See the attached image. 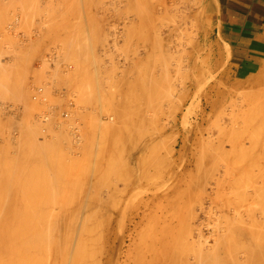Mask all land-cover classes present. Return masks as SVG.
Returning a JSON list of instances; mask_svg holds the SVG:
<instances>
[{
  "label": "rangeland",
  "instance_id": "rangeland-1",
  "mask_svg": "<svg viewBox=\"0 0 264 264\" xmlns=\"http://www.w3.org/2000/svg\"><path fill=\"white\" fill-rule=\"evenodd\" d=\"M204 3L0 0V235L21 244L0 264H264V81L242 82L264 60L230 66ZM151 138L155 176L114 196Z\"/></svg>",
  "mask_w": 264,
  "mask_h": 264
},
{
  "label": "crops",
  "instance_id": "crops-1",
  "mask_svg": "<svg viewBox=\"0 0 264 264\" xmlns=\"http://www.w3.org/2000/svg\"><path fill=\"white\" fill-rule=\"evenodd\" d=\"M204 11L230 51V66L254 68L264 60V0H205Z\"/></svg>",
  "mask_w": 264,
  "mask_h": 264
},
{
  "label": "bare ground",
  "instance_id": "bare-ground-1",
  "mask_svg": "<svg viewBox=\"0 0 264 264\" xmlns=\"http://www.w3.org/2000/svg\"><path fill=\"white\" fill-rule=\"evenodd\" d=\"M262 80V82L264 81V72H262V73H260V74H257V75H251L250 77H248L247 79H245V80H243L242 82H248V83H250V85H255V84H258V82H260ZM189 82H190V77H189V80H188ZM38 91H40V89H38ZM34 95V94H33ZM34 97V96H33ZM35 97H37L38 98V96H37V94L35 95ZM206 107H207V105H206ZM28 134V133H27ZM28 136V135H27ZM20 138V137H19ZM26 138V137H25ZM22 142H19V143H23L24 142V140H22V137H21V139H20ZM179 139H176L174 142H173V144H172V146H171V148H170V154L168 155V157H170V156H173V155H175V149H176V146L179 144ZM26 142V141H25ZM24 142V143H25ZM153 142V138H151V139H149V141H145V142H143L142 144H141V148H139V149H141V151H140V155L138 156V158H137V161L136 160H133V162L136 164V169H138V171H134V169H133V167L131 168H129L128 169V173L127 174H129L128 175V180H127V182L125 183V185H124V187L123 188H119V189H115V191H116V193H113V195L114 196H116V194L118 195H120V196H123L127 191H129L130 189H132L133 187H135L136 185H138L139 183H141V182H143L144 180H146L147 178H149V177H154L155 176V174H156V172H157V169H156V166H151V164L149 163V162H147L146 161V159H145V156H146V154H147V151H148V146L151 144ZM18 143V144H19ZM23 146V145H22ZM22 146L20 145V148L19 149H21V150H23L22 149ZM31 146V145H30ZM17 147H18V145H17ZM26 148H27V146H26ZM28 150L30 149V148H27ZM139 151V150H138ZM7 152L8 151H6V153H3V155L4 154H7ZM24 152H26V151H24ZM19 153V152H18ZM21 153V152H20ZM37 153V152H36ZM9 154V153H8ZM23 154V153H22ZM38 154V153H37ZM3 155H1V156H3ZM18 155V154H17ZM31 155H32V153H31ZM27 156V155H26ZM36 156H38V155H36ZM35 156V157H36ZM8 157H9V155H8ZM11 157V156H10ZM22 157H24V156H22ZM21 157V158H22ZM28 157V156H27ZM132 157V156H131ZM4 158H5V155H4ZM18 159L20 158V155L17 157ZM24 158H26V157H24ZM29 158V157H28ZM32 158H34V156L32 157ZM133 158V157H132ZM6 159V158H5ZM11 159V158H10ZM8 160V159H7ZM25 160L26 159H24L23 161L25 162ZM30 160V159H29ZM34 160V159H33ZM172 160V159H171ZM1 161V160H0ZM3 162H4V159L2 160ZM6 161V160H5ZM12 161H13V158H12ZM15 162H18V160L16 161V159L14 160ZM22 161V160H21ZM31 161V160H30ZM7 162V161H6ZM15 162H13L14 164L13 165H15V164H18V163H15ZM33 161H31L30 163H32ZM132 162V161H131ZM21 163V162H20ZM12 164V163H11ZM10 164V165H11ZM24 164V163H23ZM29 164V163H28ZM28 164H27V166H28ZM181 163H179V167L176 165V164H173V162H171L170 164H169V166L168 167H166V169L164 170V172H163V174H162V178H163V176H164V178H166V180H169L170 178H172L173 176H174V174L177 172V171H179V170H186L187 169V166L185 165V164H181ZM0 165H2V163L0 164ZM4 165V164H3ZM20 165V164H19ZM22 165V164H21ZM12 166V165H11ZM11 166H9V167H11ZM16 166V165H15ZM14 166V168H15V170H16V167ZM26 166V165H25ZM25 166H22V168L23 167H25ZM130 166V165H129ZM133 166V165H132ZM6 167V166H5ZM5 167H3V168H5ZM9 167H8V169H9ZM2 168V167H1ZM0 170H2V169H0ZM9 170H12V169H9ZM3 171L5 172L6 170H4L3 169ZM21 172V173H20ZM19 173L20 174H22L23 172L22 171H20ZM12 173H13V171H12ZM15 173V172H14ZM18 173V172H17ZM3 174V173H2ZM4 174H6V173H4ZM3 174V175H4ZM16 174V173H15ZM24 174H25V171H24ZM0 175H1V173H0ZM18 175V174H17ZM8 176V175H7ZM11 175H9V177H10ZM28 176V175H27ZM9 177H7L8 179H9V181L11 180H13V176H11V178H9ZM17 177V176H16ZM21 177H22V175H21ZM21 177H20V179H21ZM24 177L26 178V175H24ZM0 178H2L1 176H0ZM18 178V177H17ZM16 179V178H15ZM4 180H5V176H4ZM7 180V179H6ZM23 180H26V179H23ZM1 181V180H0ZM18 181V180H17ZM27 181H28V179H27ZM15 182V181H14ZM20 182V181H19ZM22 182V181H21ZM2 183V182H1ZM16 183V182H15ZM23 183V182H22ZM19 184V183H18ZM5 185V184H4ZM4 185H2V186H4ZM8 185V184H7ZM2 186H1V188H2ZM6 186V185H5ZM4 186V187H5ZM13 186V185H12ZM11 186V187H12ZM16 186V185H15ZM27 186V185H26ZM7 187V186H6ZM10 187V186H9ZM9 187H8V190H11V188L9 189ZM14 187V186H13ZM15 188V187H14ZM16 190H17V188H15ZM175 189L176 188H174V185L173 186H171V187H169L168 188V190L170 191L171 190V193L173 194L174 193V191H175ZM2 191H3V189H1ZM0 190V191H1ZM18 190H19V188H18ZM1 191V192H2ZM6 191H7V189H6ZM5 191V192H6ZM169 191H165L164 193H159L158 194V192H154L153 194H151V196H148L147 198H146V200H147V202H150V203H155L156 201H159V200H164V199H166L168 196H169ZM185 191L187 192V195L190 197V186H187V187H185ZM13 192H14V189H13ZM15 193V192H14ZM17 193H18V191H17ZM3 195L4 193H0V195ZM5 194H7V193H5ZM10 194H11V192H10ZM16 194V193H15ZM17 195V194H16ZM4 196V195H3ZM7 196V195H6ZM5 196V197H6ZM1 197V196H0ZM2 198V197H1ZM7 198H8V196H7ZM13 198V197H12ZM14 199H15V197L13 198V201H14ZM4 200V199H3ZM6 200V199H5ZM2 201V200H1ZM8 202H12V204H13V201H10V199H8L7 200ZM20 202V201H19ZM2 204L4 203V201L3 202H1ZM0 203V204H1ZM9 204V203H8ZM20 204V203H19ZM22 204V203H21ZM6 205H7V202H6ZM1 206V205H0ZM15 206H16V204H15ZM88 206H90V205H88ZM112 206H113V208L115 209V207L114 206H116V205H114V202L112 203V205L110 206L111 208H112ZM8 207H10V209H9V211H8ZM12 207H14V205H7V210H6V215H7V212H8V215H9V212H13L14 213V208H12ZM19 207H21V206H19ZM117 207V206H116ZM1 208H2V210H1ZM1 208H0V210L1 211H3V212H5L4 210L6 209V207L4 208V206L2 207L1 206ZM3 208H4V210H3ZM12 208V209H11ZM17 208V207H16ZM22 208V207H21ZM21 208H17V209H20L21 210ZM71 208V207H70ZM69 208V209H70ZM112 208V209H113ZM24 210H21L20 212H22V213H20L19 211H15V213L17 212H19L20 213V215H22V214H24V212L23 211H25L27 208L26 207H24L23 208ZM73 209V208H72ZM90 209V208H89ZM88 209V210H89ZM12 210V211H11ZM64 210H66V209H64ZM74 210V209H73ZM76 210V209H75ZM78 210V209H77ZM1 211H0V213H1ZM27 211V210H26ZM67 211V210H66ZM167 211V210H166ZM189 210L187 209V208H181V207H176L175 209H173L172 210V214L173 215H175V216H181V215H183V213L185 212V213H189L188 212ZM69 212H71V211H69ZM83 212V211H82ZM63 213H66V212H63ZM72 214L71 215H73L75 212L74 211H72L71 212ZM77 213H78V211H77ZM92 213V212H91ZM148 213H151V207H149L148 206V204L146 203L145 205H144V208H143V210L142 211H140V214H139V212L137 211L136 212V215H140L141 216V218L142 217H145ZM4 213H3V217H4V215H5ZM11 214V213H10ZM26 214V213H25ZM24 214V215H25ZM86 214L88 215L89 213H87L86 212ZM7 215V216H8ZM12 215H14V214H12ZM19 215V214H18ZM18 215H15V216H18ZM66 215V214H65ZM68 215V214H67ZM77 215V214H76ZM6 216V217H7ZM70 216V215H69ZM1 217V216H0ZM12 217V216H11ZM14 217V216H13ZM12 217V218H13ZM21 217V216H20ZM72 217H74V215L72 216ZM87 217V216H86ZM11 218V219H12ZM15 218V217H14ZM22 218V217H21ZM71 218V217H70ZM88 218V217H87ZM7 218H5V220H6ZM17 219H18V217H17ZM16 219V220H17ZM69 220V219H68ZM68 220H67V222H68ZM74 220V219H73ZM10 223H11V221L10 220H8ZM12 221H14V220H12ZM66 222V223H67ZM4 223V224H3ZM14 223V222H13ZM17 223V222H16ZM25 223V222H24ZM65 223V224H66ZM7 226L6 224H8V223H6V221H3L2 223H1V231H4V229H5V232H7V231H9L11 228H13L14 227V225H16L15 223H14V225L12 224L11 225V227L9 228V230L7 229V228H5L4 226ZM22 224H23V222H22ZM72 224V223H71ZM69 225L68 227H70V226H72V225ZM24 225H26V223L24 224ZM63 225V224H62ZM99 225V224H98ZM17 226H18V224H17ZM103 226V225H102ZM23 228V226H20V228ZM64 227L67 229V226L66 225H64ZM93 227V226H92ZM16 228V227H15ZM25 228V227H24ZM91 228V227H90ZM94 228V227H93ZM7 229V230H6ZM65 229V230H66ZM69 229V228H68ZM67 229V230H68ZM87 229H88V227H87ZM14 230V229H13ZM12 230V231H13ZM82 230V229H81ZM95 230V229H94ZM0 231V232H1ZM89 231V230H88ZM68 232V231H67ZM86 233V232H85ZM65 234V233H64ZM91 234H92V232H91ZM91 234H89V235H91ZM104 234V233H103ZM7 236V235H6ZM12 236V235H11ZM16 236V235H15ZM65 237H67L66 235H64ZM89 237V236H88ZM92 237V236H91ZM99 237V236H98ZM31 238V237H30ZM82 238H84V236L82 237ZM81 238V241L83 240ZM85 238H86V236H85ZM90 238V237H89ZM8 239H9V236H8ZM8 239H6V237H5V235H0V257L2 258V256H3V254L5 255L6 253H7V251L9 250L10 252H11V257H10V255H8V254H10V253H8L7 255H6V257H4L3 256V258L4 259H7L8 257L7 256H9V259H13L14 257H12L13 256V253H15L17 250H18V252H20L21 253V250H20V245H12L11 246V244H9L10 245V249L9 248H7V247H9V246H7L6 247V245H5V247H3V244H4V242L5 241H8ZM10 239H11V237H10ZM22 239V238H21ZM20 239V240H21ZM25 239H29V237L28 238H25ZM96 239V238H95ZM101 239V238H100ZM103 239H104V237H103ZM14 240H17V239H14ZM88 240V239H87ZM24 241H26V240H24ZM29 241V240H28ZM30 241H31V239H30ZM29 241V242H30ZM93 241V240H92ZM98 241V240H97ZM102 241V240H101ZM100 241V242H101ZM106 241V240H105ZM8 242H10V240L8 241ZM8 242H6L5 244H7ZM33 242V241H32ZM65 242H67V241H65ZM84 242V241H83ZM82 242V243H83ZM86 242V241H85ZM88 242V241H87ZM89 242H91V240H89ZM108 242V241H107ZM16 243H18V241L16 242ZM15 243V244H16ZM24 243V242H23ZM26 243H27V241H26ZM66 244V243H65ZM78 244V243H77ZM99 244V243H98ZM102 244V243H101ZM105 244V243H104ZM67 245V244H66ZM87 245V243L85 244V246ZM89 245H90V243H89ZM23 247V246H22ZM18 248V249H17ZM24 248H26V246L24 247ZM99 248V247H98ZM102 249H104L103 247H101ZM99 249H97V251H98ZM101 250V249H100ZM169 250H171V247L169 248ZM173 250H174V248H173ZM8 251V252H9ZM65 251H67V249H66V247H65ZM172 251V250H171ZM99 252V251H98ZM104 252V251H103ZM106 252V251H105ZM19 253V254H20ZM100 254V253H99ZM104 254V253H103ZM101 255H102V253H101ZM112 255V254H111ZM15 256V255H14ZM19 256H21V255H19ZM23 256V255H22ZM24 257V256H23ZM0 258V259H1ZM110 258V257H109ZM111 258H114V257H111ZM0 260V261H2V262H7L8 261V259L7 260ZM16 259H19L20 260V262H21V259L16 255ZM73 259V258H72ZM83 259V258H82ZM107 259H108V257L106 256V261L105 262H107ZM164 259H166V260H164ZM24 260L25 259H23V264H24ZM84 261H86L85 260V258L83 259ZM117 260V259H116ZM158 259H156V261H157ZM163 261H161V260H158V262H154V263H158V264H160L159 262L161 261V264H177L176 263V261L175 260H173L172 258H163L162 259ZM72 262H73V260H71ZM79 261H80V258H79ZM82 261V260H81ZM109 261H111V263L113 262V260L111 259H109ZM15 262V261H14ZM16 262H17V264H18V260H16ZM15 262V263H16ZM19 262V263H20ZM28 262V261H27ZM74 262H75V258H74ZM73 262V263H74ZM100 262V261H99ZM99 262H97V263H99ZM116 262V261H115ZM119 262V260L117 261V263ZM8 263V262H7ZM10 263V262H9ZM13 263V262H12ZM12 263H10V264H12ZM26 263V262H25ZM69 263H71V262H69ZM73 263H71V264H73ZM79 263V262H78ZM81 263V262H80ZM22 264V263H21ZM77 264V263H76ZM99 264H101V263H99ZM107 264H108V262H107ZM110 264V263H109Z\"/></svg>",
  "mask_w": 264,
  "mask_h": 264
}]
</instances>
